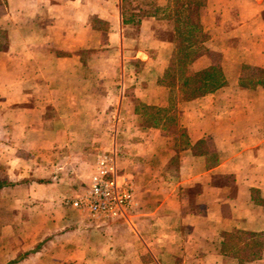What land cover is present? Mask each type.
<instances>
[{"label": "crops", "instance_id": "crops-1", "mask_svg": "<svg viewBox=\"0 0 264 264\" xmlns=\"http://www.w3.org/2000/svg\"><path fill=\"white\" fill-rule=\"evenodd\" d=\"M0 1V264H264V246L222 249L264 236V0H200L189 68L219 66L225 84L190 100L159 82L174 0ZM97 140L139 205L93 224L63 199Z\"/></svg>", "mask_w": 264, "mask_h": 264}, {"label": "trees", "instance_id": "trees-1", "mask_svg": "<svg viewBox=\"0 0 264 264\" xmlns=\"http://www.w3.org/2000/svg\"><path fill=\"white\" fill-rule=\"evenodd\" d=\"M201 4L200 0H174L173 33L166 32L175 42L174 56L168 68L159 77V82L169 87L170 94L176 92L182 100H190L213 92L225 84V78L219 66H209L199 71H192L189 68L190 63L201 53L200 43L205 39V34L198 22ZM139 108L144 110L146 123H158L162 109L158 110L142 104L138 105V110ZM259 236L261 235L257 233L243 231L228 233L225 235L222 249L228 254L238 253L237 256L242 261L254 259L258 257L264 246L259 249L254 246V240ZM233 240L236 241V246L240 241L245 245H238L239 247L234 250L231 246Z\"/></svg>", "mask_w": 264, "mask_h": 264}, {"label": "built area", "instance_id": "built-area-1", "mask_svg": "<svg viewBox=\"0 0 264 264\" xmlns=\"http://www.w3.org/2000/svg\"><path fill=\"white\" fill-rule=\"evenodd\" d=\"M63 203L93 224L125 219L139 205L135 183L118 172L114 151H103L95 157L84 186L74 196L64 198Z\"/></svg>", "mask_w": 264, "mask_h": 264}, {"label": "rangeland", "instance_id": "rangeland-1", "mask_svg": "<svg viewBox=\"0 0 264 264\" xmlns=\"http://www.w3.org/2000/svg\"><path fill=\"white\" fill-rule=\"evenodd\" d=\"M0 4L2 5V2L0 1ZM3 34V35H2ZM6 44H7V36H6V31L5 30H2L0 29V48H5L6 47ZM264 75V74H263ZM264 78V76H263ZM140 103L142 102H138L136 103V105H140ZM140 109H143V108H140ZM114 125V124H113ZM114 127V126H113ZM97 144H98V147H97V153L94 154L93 157L97 156L99 153L103 152V151H112L111 149V146H110V141H107V143H105L104 141H101V140H97ZM95 160V158H94ZM118 161V160H117ZM93 165V164H92ZM92 167V166H91ZM91 171L88 170L87 171V174L83 175L82 176V180H81V185L78 187L79 189L82 188V186H84V183L85 181L87 180V177H88V174L89 172ZM77 190V189H76ZM79 191V190H78ZM255 241V247L257 249H259L260 247H262L264 245V236H259L256 238ZM234 243H236V241L233 240Z\"/></svg>", "mask_w": 264, "mask_h": 264}]
</instances>
